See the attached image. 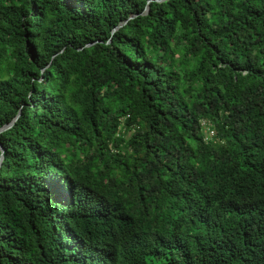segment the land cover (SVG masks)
I'll return each mask as SVG.
<instances>
[{
  "label": "trees",
  "instance_id": "trees-1",
  "mask_svg": "<svg viewBox=\"0 0 264 264\" xmlns=\"http://www.w3.org/2000/svg\"><path fill=\"white\" fill-rule=\"evenodd\" d=\"M0 264H264V0H0Z\"/></svg>",
  "mask_w": 264,
  "mask_h": 264
},
{
  "label": "water",
  "instance_id": "water-1",
  "mask_svg": "<svg viewBox=\"0 0 264 264\" xmlns=\"http://www.w3.org/2000/svg\"><path fill=\"white\" fill-rule=\"evenodd\" d=\"M11 126V124L5 125L0 129V133L4 130H6L7 128H9ZM1 149V148H0ZM2 150V149H1Z\"/></svg>",
  "mask_w": 264,
  "mask_h": 264
}]
</instances>
